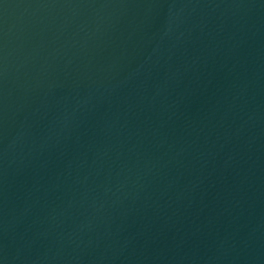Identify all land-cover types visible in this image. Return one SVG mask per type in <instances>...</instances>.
<instances>
[{
	"label": "water",
	"instance_id": "obj_1",
	"mask_svg": "<svg viewBox=\"0 0 264 264\" xmlns=\"http://www.w3.org/2000/svg\"><path fill=\"white\" fill-rule=\"evenodd\" d=\"M0 264H264V0H0Z\"/></svg>",
	"mask_w": 264,
	"mask_h": 264
}]
</instances>
